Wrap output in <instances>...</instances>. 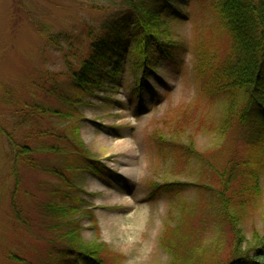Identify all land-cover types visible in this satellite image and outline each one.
Masks as SVG:
<instances>
[{
	"label": "rangeland",
	"instance_id": "1",
	"mask_svg": "<svg viewBox=\"0 0 264 264\" xmlns=\"http://www.w3.org/2000/svg\"><path fill=\"white\" fill-rule=\"evenodd\" d=\"M207 2L211 0H174L175 6L186 13L179 29L172 24L181 46L171 63L161 64L159 77L150 80L152 89L140 93L143 102L135 98L131 90L135 77L127 70L119 92L97 91L88 95L86 104L80 107L76 123L83 144L116 176L80 172L79 194L86 200L85 210L93 212L95 219L82 213L78 217L84 241L105 243L112 253L122 256L120 263L113 264H170L172 258L162 246V238L166 227L178 221L184 204L191 208L188 214L193 216L196 227L206 225L199 234L201 252L193 248V255L184 254L191 264L223 261L236 242L234 229L216 216L205 223L210 214L205 204L197 203L198 194L193 189L177 200L163 195L149 199L150 181L194 183L201 176L196 160L172 161L161 155L156 148L158 136L192 142L202 155L211 154L216 167L243 147V141L234 132L221 137L214 129L223 118L224 102L204 99L195 81V56L189 40L195 32L206 34L208 40L213 36L203 9ZM118 7V0H0V264H11L10 251L33 261H38V253L46 252L45 245L35 242L34 236L27 235L13 217L14 158L10 157L9 136L3 134V129L16 138L14 141L24 142L28 129L17 124L19 113L28 112L27 102L38 101L50 107L57 104L45 90L55 77L59 84L68 79L65 55L72 56L76 48H67V43L78 45L79 55L88 51L87 30L98 29ZM63 33L70 39L62 36L60 41L57 35ZM212 42L218 41L215 38ZM49 116L35 115L44 125H48ZM259 158L262 193L245 207L238 222L242 240L238 247L243 250L252 245L254 231L260 232L264 227V149ZM18 169L22 189L28 190L25 193L21 189L28 210L36 201L31 194L42 200L37 183L56 178L20 164ZM213 180L212 173L204 182L209 184ZM239 199L243 201V197Z\"/></svg>",
	"mask_w": 264,
	"mask_h": 264
},
{
	"label": "trees",
	"instance_id": "2",
	"mask_svg": "<svg viewBox=\"0 0 264 264\" xmlns=\"http://www.w3.org/2000/svg\"><path fill=\"white\" fill-rule=\"evenodd\" d=\"M118 2L114 14L105 18L98 29L90 27L87 30L88 51L79 55L78 45L67 43V48H76L72 56L65 55L68 79L59 84L55 77L51 87L45 90L57 104L50 107L38 101L27 102L28 112L19 111L17 124L28 129L24 142L14 141L16 138L3 129V134L9 136L10 157L14 158L13 217L27 235L45 245L46 251L44 255L37 251L38 261L10 251L11 264H113V261L120 263L122 260V256L112 253L105 243H90L82 236L78 216L81 213L91 219L95 216L85 210L86 200L79 194L80 172L98 177L116 175L85 147L76 119L88 95H95L97 91L119 92L122 75L127 70L135 77L136 83L131 90L135 98L143 102L140 93L152 89L150 80L159 77L161 64L171 63L181 46L176 40L177 29L172 24L179 29L186 20V13L175 6L174 0ZM203 9L214 33L208 40L206 34L195 32L189 40L195 56L198 92L209 102L223 100V118L213 127L221 137L234 132L238 140L243 141V147L216 167L211 154L202 155L192 142L156 136V148L161 155H167L166 159L172 161L196 160L201 176L194 183L150 181L149 199L152 201L163 195L177 200L193 189L198 194L197 203L205 204L210 214L205 223L216 216L236 233V242L229 248L232 251L227 253L228 258L212 264H264V227L260 232L254 231L252 245L244 250L238 247L242 245L238 222L245 207L262 193L258 167L259 153L264 149V0H211L203 3ZM57 36L60 41L62 36L70 39L65 33ZM215 38L216 43L212 42ZM45 113L50 115L48 125L41 124L43 120L35 117ZM19 164L56 178L37 183L42 200L31 194L36 201L28 210L21 197ZM212 173L214 182L206 184L204 179L211 178ZM250 191L252 193L244 197ZM184 205L178 221L166 227L162 238V246L172 258L170 264H191L184 254L193 255V248L201 252L199 234L204 232L206 225L196 227L193 216L188 214L191 208Z\"/></svg>",
	"mask_w": 264,
	"mask_h": 264
}]
</instances>
